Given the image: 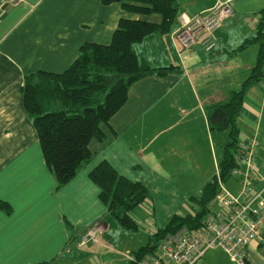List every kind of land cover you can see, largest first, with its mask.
I'll use <instances>...</instances> for the list:
<instances>
[{
	"label": "crops",
	"instance_id": "1",
	"mask_svg": "<svg viewBox=\"0 0 264 264\" xmlns=\"http://www.w3.org/2000/svg\"><path fill=\"white\" fill-rule=\"evenodd\" d=\"M174 1L178 15L194 17L217 0ZM230 1L234 14L215 31V45L210 51L198 43L181 48L172 35L178 16L168 32L149 34L135 43L141 61L156 68L174 65L176 69L131 84L125 103L101 126L102 137L90 140L88 161L68 182L58 185L22 104L24 77L38 70L62 72L74 61L81 45L108 44L119 19L138 18V14L125 10L119 2L105 4L102 0H23L17 4L0 0V264H78L84 251L92 254L94 243L79 246L77 240L94 222L102 221L106 210L98 186L89 177L102 161L147 188L149 199L135 208L146 218L142 223L139 217L135 219L148 232L164 226L174 214L187 212V197L203 189L215 168L218 173L222 151L216 143L219 146L227 139L225 131L210 129L206 107L227 102L250 76L260 48L264 50V39L257 38L264 0ZM159 19L149 17L155 22ZM236 125L238 140L243 136L257 140L255 180L262 185L261 76L246 83ZM234 162L225 182L236 187L232 191L226 186L236 193L240 184L230 174L234 167L243 166ZM184 170L196 174V190L201 187L194 194L186 187L190 180L177 177L176 186L172 184L175 177L169 172ZM105 225L97 242L107 249L102 255L107 259L104 264H126V254L144 244H124L119 249L113 243H122L123 231L127 235L130 232L115 224L111 230L110 221ZM116 228L121 233L118 238ZM263 240L264 231L244 248L242 264H264ZM218 250L228 261L216 259L204 264H236L218 247L207 250L203 257ZM69 253L73 256L66 260ZM91 263L100 264L93 258Z\"/></svg>",
	"mask_w": 264,
	"mask_h": 264
},
{
	"label": "trees",
	"instance_id": "2",
	"mask_svg": "<svg viewBox=\"0 0 264 264\" xmlns=\"http://www.w3.org/2000/svg\"><path fill=\"white\" fill-rule=\"evenodd\" d=\"M102 2H119L125 10L138 14V18H120L108 44L86 42L65 70H38L27 74L21 87L23 107L36 130L44 160L58 185L68 182L88 161L90 140L102 137L101 126L107 124L125 103L131 84L145 76H162L176 69L174 65L152 67L141 61L134 49L135 43L147 35L171 29L178 16L174 0ZM260 13L263 19L257 24V38L264 39V10ZM151 15L159 16V21L149 20ZM260 49L250 76L231 93L229 100L206 107L210 129L227 133L218 166V174L223 180L229 177L230 169L235 165L233 152L238 140L236 117L245 85L261 76L264 50ZM216 175L198 194L188 198L191 212L174 214L164 226L151 232L146 244L129 253L131 258L126 264H137L145 255L154 254L157 242L164 235L182 226H201L207 205L216 190ZM89 177L98 186L99 199L106 208L102 221L109 224V216H112L121 227L138 229L139 222L131 212L149 199L145 185L120 175L107 161L96 165L89 172ZM105 228L106 225L101 233ZM70 240L75 238L70 237ZM72 242L76 244V241Z\"/></svg>",
	"mask_w": 264,
	"mask_h": 264
},
{
	"label": "built area",
	"instance_id": "3",
	"mask_svg": "<svg viewBox=\"0 0 264 264\" xmlns=\"http://www.w3.org/2000/svg\"><path fill=\"white\" fill-rule=\"evenodd\" d=\"M21 1L12 0L15 4ZM231 16L230 0H217L198 16L180 14L173 38L182 49L200 42L205 50H212L215 31ZM262 74L264 78V66ZM256 147L254 137H245L238 141L233 152L234 160L243 166L242 169L234 167L230 174L240 184L238 192H231L217 173L216 192L207 205L202 225L196 228L182 226L164 235L157 242L154 254L145 255L137 264H199L204 253L216 247L223 249L236 264H242L244 248L260 238L264 231V187L255 185ZM102 229L101 222H94L79 236L78 245L97 243ZM126 257L131 258L128 253Z\"/></svg>",
	"mask_w": 264,
	"mask_h": 264
},
{
	"label": "rangeland",
	"instance_id": "4",
	"mask_svg": "<svg viewBox=\"0 0 264 264\" xmlns=\"http://www.w3.org/2000/svg\"><path fill=\"white\" fill-rule=\"evenodd\" d=\"M157 16V15H156ZM175 32V31H174ZM175 40V39H174ZM198 44H200L203 48H204V45H202L200 42H197ZM196 43V44H197ZM241 135V132L239 131V137ZM243 139H244V136H243ZM216 147H218L219 149H221L222 151V148H223V142L218 146L217 143H216ZM203 172H204V169H203ZM212 176L210 177V179L213 177L214 174H217V169L215 168L214 171H212ZM171 173L172 176H174L175 178V181L172 182V184L174 186H176V183H178V181L176 180L177 177H181V178H184L186 180H190L188 181L191 185H188L186 186L187 188H191V194H194L197 190H196V185L195 183L193 182V180L196 178V174H194L193 172H191V170H184V171H173V172H169ZM204 178V175L202 176ZM229 181V180H228ZM186 181H182V183H184ZM226 186H228L232 191H236V187L232 188V186L230 184H228V182H225ZM216 192V190H215ZM189 194V196L191 195ZM215 195V193H214ZM213 195V197H214ZM188 199V197H187ZM213 199V198H212ZM211 199V200H212ZM139 209H135L131 212L132 215L136 216L135 218L139 217L140 220H143L145 219L146 217H144V214L141 216V213L138 211ZM187 211H192V208H191V205L190 207L187 209ZM144 217V218H143ZM149 217V216H148ZM138 218V219H139ZM110 221V223H112V227H111V230L114 231V228L115 226H113V224L115 225H119L118 221L113 218L112 216H109V219H108V222ZM143 221H141L142 223ZM139 224V228H138V231H135V230H128V232H130L129 235H127L125 233V231H123V234L121 235V240H122V243L118 244L116 241L113 243V245L117 246L119 245V249L120 247L124 246L125 245H130L131 247H137L138 245H141V244H146L147 241H148V236L151 234V231L148 232V229H146V226L144 224ZM105 226V223L102 222V228H104ZM148 228V227H147ZM117 229V228H116ZM117 235L115 238H118L119 237V234L120 233V230L117 229ZM99 235V234H98ZM107 241V239H105ZM105 241V243H107ZM88 243H92V242H87L86 244ZM109 244H111L109 242ZM108 245V244H107ZM117 248V249H118ZM105 252H107V249H105L103 246H99L98 243H94V249L92 251V254H87L85 251L83 253V255L81 257L78 258V264H92L91 263V259L93 258V262L97 261L98 263L100 262V264H104V263H107V259L104 258V256H102L103 254H105ZM77 254V253H76ZM75 254V255H76ZM71 256H73V253H69V254H66V260L71 258ZM96 259V260H95ZM216 259H225L228 261V258L227 256L225 255V253L221 250V251H208L205 256L202 258V264L204 263H209V261H213V260H216Z\"/></svg>",
	"mask_w": 264,
	"mask_h": 264
},
{
	"label": "bare ground",
	"instance_id": "5",
	"mask_svg": "<svg viewBox=\"0 0 264 264\" xmlns=\"http://www.w3.org/2000/svg\"><path fill=\"white\" fill-rule=\"evenodd\" d=\"M233 6V5H232ZM233 9V8H232ZM233 14H234V12H233ZM177 26H178V21H177ZM205 49V48H204ZM207 51V50H206ZM210 51V50H209ZM263 66H264V63H263ZM263 66H262V68H263ZM262 68H261V79L264 81V78H263V74H262ZM249 137V136H248ZM251 137H254V136H251ZM245 138V137H244ZM255 138V137H254ZM243 139V138H242ZM242 139H240V140H242ZM255 140H256V138H255ZM238 141L239 140H237V143H238ZM256 142H257V140H256ZM237 143H236V146H237ZM257 147H258V143H257ZM257 147H256V150H257ZM255 155H256V152H255ZM256 172H257V170H256ZM255 178H256V176H255ZM255 185L257 186V187H259V188H261V187H264V183L262 184V185H257V183H256V180H255ZM263 198H264V190H263ZM248 246V245H247ZM243 256H244V250H243ZM233 262V261H232Z\"/></svg>",
	"mask_w": 264,
	"mask_h": 264
}]
</instances>
